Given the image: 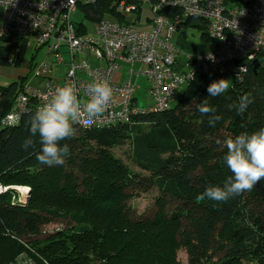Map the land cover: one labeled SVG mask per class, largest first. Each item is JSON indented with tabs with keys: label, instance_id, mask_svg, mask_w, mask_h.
<instances>
[{
	"label": "trees",
	"instance_id": "1",
	"mask_svg": "<svg viewBox=\"0 0 264 264\" xmlns=\"http://www.w3.org/2000/svg\"><path fill=\"white\" fill-rule=\"evenodd\" d=\"M111 8L109 0H97L79 11L92 25L112 17ZM135 13L138 22L141 7ZM160 13L179 15L172 8ZM206 26L187 18L177 31L195 27L207 37ZM18 47L13 66L22 60L21 42L0 41V66L8 65ZM258 62L256 73L249 65L240 79L218 71L196 75L165 111L101 130L74 125V135L61 141L70 148L62 165L39 163L38 137L33 138L34 147L22 146L31 135L27 129L33 112L16 125L1 124L26 77L0 87V187L7 189L0 192V264L22 253L37 264H180L181 249L186 264H264V180L224 203L196 200L207 186H223L231 175L223 160L224 141L264 127L262 56ZM220 79H230L229 90L209 97L208 86ZM245 93H251L254 102L242 115L230 111L228 105ZM206 98L221 116L215 127L197 110ZM125 144L142 173L114 156L113 150ZM12 187L28 188L27 201L18 203ZM152 190L158 193L155 213L133 219L129 201ZM56 221L65 228L40 238L42 228Z\"/></svg>",
	"mask_w": 264,
	"mask_h": 264
},
{
	"label": "built area",
	"instance_id": "2",
	"mask_svg": "<svg viewBox=\"0 0 264 264\" xmlns=\"http://www.w3.org/2000/svg\"><path fill=\"white\" fill-rule=\"evenodd\" d=\"M97 0H0L2 11L0 41L19 40L21 47L33 50V58L44 50L45 58L31 65L32 79L41 80L42 88L22 85L3 126H13L23 115L46 103L58 86L75 85L82 100L90 96L89 84L107 79L113 89L106 111L92 121L85 116L75 126L84 129H107L115 124L129 122L139 115L165 111L176 99L182 87L196 75L210 71L227 73L237 79L246 74L249 65L262 56L264 65V0H109L112 17H105L92 25L75 24L71 16L81 7ZM149 6L147 17L136 23L126 15ZM172 8L179 11L175 17L161 15ZM141 17V14H140ZM119 18L123 21L120 22ZM196 18L206 22L207 37L212 47L202 55L180 58L179 50L171 43L183 19ZM14 48L8 65L14 64ZM64 56L68 57L67 62ZM91 60L97 64L91 66ZM65 65L63 78L56 81L51 72L56 65ZM122 65H137V70H126L129 78L142 77L149 86L146 95L151 104L140 106L136 93L139 86L131 80L121 81L116 75ZM27 79V78H26ZM7 189H1L5 192ZM19 196L23 204L27 197ZM7 264H37L26 253Z\"/></svg>",
	"mask_w": 264,
	"mask_h": 264
},
{
	"label": "clouds",
	"instance_id": "3",
	"mask_svg": "<svg viewBox=\"0 0 264 264\" xmlns=\"http://www.w3.org/2000/svg\"><path fill=\"white\" fill-rule=\"evenodd\" d=\"M239 76H237V79ZM230 88V79L213 81L207 88L209 97H219ZM90 96L82 100L73 84L58 86L50 99L40 106L29 120L27 129L30 136L26 137L23 147H34V137H38L40 150L36 158L42 165H62L70 155L68 144H61L74 135V125L82 118L94 120L108 108L113 89L107 79L93 81L89 84ZM251 93H245L237 103L229 104L228 109L236 110L242 115L254 102ZM198 112L208 117L210 127H215L221 116L216 115L217 109L206 98L197 104ZM219 144L220 141L217 140ZM227 149L223 157L224 163L231 172L223 186L209 185L196 196L197 202L210 200L218 203L227 202L246 191H251L261 180H264V127L248 133L229 137L224 141Z\"/></svg>",
	"mask_w": 264,
	"mask_h": 264
},
{
	"label": "rangeland",
	"instance_id": "4",
	"mask_svg": "<svg viewBox=\"0 0 264 264\" xmlns=\"http://www.w3.org/2000/svg\"><path fill=\"white\" fill-rule=\"evenodd\" d=\"M142 13H141V21H143V18L147 17L148 11H149V6L148 5H143L142 7ZM72 21L75 24H80L83 22H86L85 16L81 11H77L71 16ZM126 20L130 23H134L138 20V15L136 13L128 14L126 15ZM184 38L189 44H195L199 45L201 47H208L211 45V41L209 40L208 37L203 36L201 32L195 28V27H186L185 29V36ZM182 49V48H181ZM182 58H185L187 55L185 49H182ZM45 51H39L38 54L33 56V50L30 48H26L23 51L22 55V60L17 66H12V65H5V66H0V87H7L9 84L12 82L18 81L20 78L26 77V82L37 88H42L44 83L41 82V80L37 79H32L31 77V69L30 66L33 63H36L37 65L41 63V61L45 58ZM65 62H67L68 57L64 56L63 57ZM91 66H96L92 60H91ZM129 67H132L133 70H137L138 66L133 65V66H126L122 65L121 68L128 70ZM66 66L63 65H56L52 72H51V78H54L56 81H59L60 79L63 78V75L65 73ZM128 78L131 81H135L136 84L139 86V90L136 93V99L139 103V105L142 106H147L151 104V99L146 95V89L149 86V83L142 77H138L136 80L134 77L129 78V76H124V79ZM127 79V80H128ZM113 154L115 157L118 159L122 160L124 164L127 165V167L136 173H142L140 170L133 164L132 159H131V154H130V147L128 144H125L119 148H116L113 150ZM1 189H4L3 187H0ZM14 191L18 194V196H24V192L22 191L21 188L23 187H13ZM26 188V187H25ZM25 188H23L25 190ZM29 192L28 188L26 193ZM28 196V193L26 194ZM158 193L155 190H152L146 194H140L138 196H134L130 201H129V206L133 211L132 218L135 220H138L140 217L142 218H149L151 217L155 211V205L154 201L157 197ZM28 197H26L27 201ZM25 201V202H26ZM65 228V224L63 222L56 221L54 223H51L45 227L42 228V233L40 238H44L49 234H53L54 232L61 230ZM177 258L180 264H186V254L183 249L179 250L177 253Z\"/></svg>",
	"mask_w": 264,
	"mask_h": 264
},
{
	"label": "crops",
	"instance_id": "5",
	"mask_svg": "<svg viewBox=\"0 0 264 264\" xmlns=\"http://www.w3.org/2000/svg\"><path fill=\"white\" fill-rule=\"evenodd\" d=\"M1 17H2V11L0 9V23H1ZM184 36H185V33H183V29H182V30H178L175 33H173L171 37V43L179 50L180 58H182L181 56L183 55L181 51L182 49H185L184 52H186L187 55L191 57H195L198 55H202L205 51H207L208 49L212 47V44L208 47L207 46L201 47L199 45L189 44L184 38ZM124 76H128V75L126 73V70L121 68L120 72L116 75V77L117 79L120 78L121 81L127 80L128 78L124 79Z\"/></svg>",
	"mask_w": 264,
	"mask_h": 264
},
{
	"label": "water",
	"instance_id": "6",
	"mask_svg": "<svg viewBox=\"0 0 264 264\" xmlns=\"http://www.w3.org/2000/svg\"><path fill=\"white\" fill-rule=\"evenodd\" d=\"M251 67H252V72L253 73H256L257 72V70H258V68H259V62L257 61V60H254L253 62H252V64H251ZM14 188L12 187V190H13Z\"/></svg>",
	"mask_w": 264,
	"mask_h": 264
},
{
	"label": "bare ground",
	"instance_id": "7",
	"mask_svg": "<svg viewBox=\"0 0 264 264\" xmlns=\"http://www.w3.org/2000/svg\"><path fill=\"white\" fill-rule=\"evenodd\" d=\"M22 191H25L23 188H21Z\"/></svg>",
	"mask_w": 264,
	"mask_h": 264
}]
</instances>
